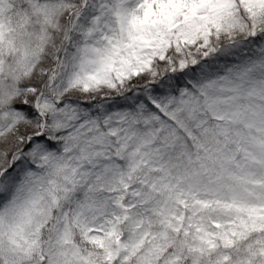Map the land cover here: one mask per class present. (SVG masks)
<instances>
[{
  "label": "snow or ice",
  "instance_id": "snow-or-ice-1",
  "mask_svg": "<svg viewBox=\"0 0 264 264\" xmlns=\"http://www.w3.org/2000/svg\"><path fill=\"white\" fill-rule=\"evenodd\" d=\"M0 264H264V0H0Z\"/></svg>",
  "mask_w": 264,
  "mask_h": 264
}]
</instances>
